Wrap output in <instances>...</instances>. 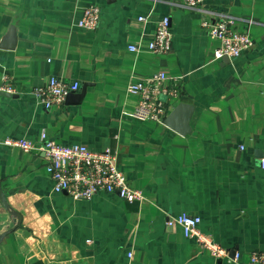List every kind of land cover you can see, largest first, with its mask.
<instances>
[{"label": "crops", "instance_id": "crops-1", "mask_svg": "<svg viewBox=\"0 0 264 264\" xmlns=\"http://www.w3.org/2000/svg\"><path fill=\"white\" fill-rule=\"evenodd\" d=\"M181 2L0 0V77L17 89L0 92V264H243L264 251V0L205 1L249 30L254 46L236 58H214L218 41ZM91 4L101 20L87 30L77 23ZM163 16L172 47L158 54L147 45ZM157 71L180 78L165 117L179 103L191 107L184 134L132 115L138 96L127 85ZM51 76L80 87L45 109L32 89ZM42 131L116 151L127 184L144 198L55 192L42 153L4 142H38ZM182 211L199 216L226 252L213 256L167 226Z\"/></svg>", "mask_w": 264, "mask_h": 264}, {"label": "built area", "instance_id": "built-area-1", "mask_svg": "<svg viewBox=\"0 0 264 264\" xmlns=\"http://www.w3.org/2000/svg\"><path fill=\"white\" fill-rule=\"evenodd\" d=\"M205 1L182 0L181 6L199 13L201 29L210 38L218 41L219 44L213 52L214 58H236L251 50L254 40L249 30H236L233 26L236 18L232 14L209 8ZM138 18L143 20L146 17ZM100 20V6L91 4L83 8L77 24L81 28L94 30ZM147 46L150 51L158 54H165L171 50L172 33L168 16H163L156 22ZM128 48L135 51L138 46L130 44ZM179 82L180 78L170 77L165 71H157L129 82L127 91L138 96L132 115L142 120L163 122L166 115V99L180 97ZM79 87L77 81L68 82L51 76L44 85L33 88L32 93L45 109H50L62 105L65 97L70 92L77 91ZM16 91L11 79L7 75H2L0 92L13 94ZM4 142L25 151L42 153L44 167L53 181L54 191L66 192L75 200H89L99 192L115 193L128 202H139L144 198L141 190L127 184L126 177L118 166L117 152L109 147L99 150L83 143L62 144L51 140L45 131L41 132L38 142H31L25 138L6 139ZM259 161L264 169V157ZM200 221L199 216L182 211L175 216H169L166 224L169 227L178 225L184 236L195 238L201 247L213 256H221L226 249L199 227ZM131 256L132 252L128 251L129 260ZM237 258L236 253L234 259ZM243 264H264V251L249 252Z\"/></svg>", "mask_w": 264, "mask_h": 264}, {"label": "water", "instance_id": "water-1", "mask_svg": "<svg viewBox=\"0 0 264 264\" xmlns=\"http://www.w3.org/2000/svg\"><path fill=\"white\" fill-rule=\"evenodd\" d=\"M190 110L191 107H189L187 104L179 103L168 113L163 122L176 129L178 132L184 134L189 131L188 117ZM0 197L2 200H4L1 188Z\"/></svg>", "mask_w": 264, "mask_h": 264}]
</instances>
